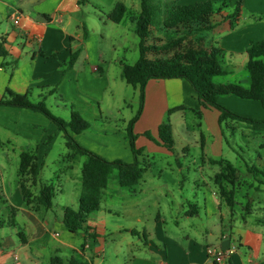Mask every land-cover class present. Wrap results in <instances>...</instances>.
<instances>
[{
	"label": "crops",
	"instance_id": "0c3cea01",
	"mask_svg": "<svg viewBox=\"0 0 264 264\" xmlns=\"http://www.w3.org/2000/svg\"><path fill=\"white\" fill-rule=\"evenodd\" d=\"M204 1L224 0H160L157 7L165 12L160 19L166 18L173 4ZM225 1L233 5L239 0ZM118 3L126 13L116 24L108 15ZM243 5L244 17L236 27L227 22L207 34L209 44L226 51L233 68L234 59L245 68L248 47L264 39V20H249L250 14L264 16V0H243ZM11 13L19 14L21 26L13 25ZM140 13V0H0V32L7 52L0 56V101L11 91L34 104L44 100L58 108L69 107L70 115L73 107L91 124L89 130L74 135L81 146L109 161L133 163L126 128L138 110L126 120L124 106L134 101L117 96L126 83L121 55L130 50L120 28L136 34L132 18ZM73 54H78L74 66L64 69L61 64ZM54 86L58 93H49ZM145 93L143 113L134 127L136 147L143 150L139 163L144 177L138 186L126 188L114 171L100 210L82 223L77 215L87 159L77 165L81 155L69 149L51 159L57 126L33 110L0 106V264H16V260L53 264L56 259L62 264H217L209 258V248H236L219 264H264V227L232 219L213 182L220 167L210 159H227L219 110L206 104L183 79L151 80ZM234 98L219 102L235 103ZM178 107L184 110L169 115L174 138L176 125L189 133L187 118L196 116L199 121L193 127L206 140L197 147L201 157L192 160L183 145L184 159L176 158L174 166L169 156L175 154L160 142L158 129L169 111ZM150 131L156 132L158 143L146 138ZM24 152L34 154L38 162L33 199L44 186L51 187L50 209L28 206L23 199L19 167ZM174 169L175 177L166 178L165 171Z\"/></svg>",
	"mask_w": 264,
	"mask_h": 264
},
{
	"label": "trees",
	"instance_id": "16d2710c",
	"mask_svg": "<svg viewBox=\"0 0 264 264\" xmlns=\"http://www.w3.org/2000/svg\"><path fill=\"white\" fill-rule=\"evenodd\" d=\"M141 13L132 18L135 33L139 38V60L134 65L123 64L122 76L126 83L139 89V109L129 122L126 133L134 155V162L127 163L123 160L109 161L93 151L81 146L75 139L78 135L90 129L91 124L72 107L70 119L64 120L51 113L45 101L34 104L27 96L14 94L8 91L5 100L0 101V106L20 107L30 109L46 116L62 132L66 145L73 153L86 157L82 171V193L78 219L82 223L89 216L97 213L101 207V197L107 188L111 175L117 171V180L122 187L134 188L140 184L144 177V169L140 166L139 157L143 150L136 147L137 135L135 124L140 119L146 97V86L151 80L183 79L190 83L194 92L209 106L220 112L219 124L222 128L227 121L239 122L250 125L256 132H264V119L249 118L232 112L219 102L220 98L234 96L241 100L259 102L264 109V39L252 42L246 53L248 61L246 70L250 75V85L242 84H216L214 78L229 74L224 64L226 51L214 44H209L207 34L213 32L221 25L229 22L236 27L244 17L243 0L231 4L229 1H204L194 4H173L164 20L156 15L153 0H140ZM126 13V7L118 3L112 13L108 15L113 23H120ZM249 20L260 22L263 15L250 14ZM6 38L0 32V56L6 57ZM78 54H73L67 63H62L64 69L74 66ZM57 86L50 88L49 93L54 94ZM184 110L178 107L169 111L168 116ZM199 115V113H197ZM145 136L158 143L150 134ZM160 142L170 152L175 151L173 127L168 117L158 129ZM225 139V138H224ZM205 144L204 137L201 138ZM212 165L220 167L213 182L218 189L219 196L225 204L235 206V186L238 181V169L228 159H210ZM38 170L37 157L24 152L20 155L19 176L21 191L25 203L30 206L50 209L53 206V189L44 186L38 197L33 199L31 187L37 183ZM250 173L264 186V165L253 166ZM36 200V201H35ZM70 212V211H69ZM189 214H193L189 212ZM133 234H137L133 232ZM62 264L56 259L53 264ZM77 264V263H75ZM90 264V263H82Z\"/></svg>",
	"mask_w": 264,
	"mask_h": 264
},
{
	"label": "rangeland",
	"instance_id": "374dc122",
	"mask_svg": "<svg viewBox=\"0 0 264 264\" xmlns=\"http://www.w3.org/2000/svg\"><path fill=\"white\" fill-rule=\"evenodd\" d=\"M160 0H153V4H156V15L158 18H161L165 14L160 7H157V3ZM106 2V1H105ZM163 2V1H162ZM168 15V13H167ZM121 33L123 34L124 38L129 39L127 43L130 47V50L125 54H122V58H124L125 64L134 65L139 60V38L136 34H128L127 30L124 28H120ZM264 61V58H262ZM226 63L224 64L225 68L228 69L229 74L223 77H216L214 78V82L216 84H242L245 87H248L250 84V75L246 70V67L240 66V60L234 59L233 63L236 65V68H233L231 65L230 58L226 59ZM125 90L118 91L117 96L122 95L125 98H129V100L134 101L132 104L131 102L127 101V104L124 106L123 115L126 120L136 113L138 110V100H139V92L135 90L134 87L124 84ZM58 91L56 92V94ZM235 103L230 101H225V107L230 109L232 112L249 118H256V119H264V109L260 105L259 102L254 101H247V100H239L238 98H234ZM42 101V100H41ZM39 101V102H41ZM38 102V103H39ZM37 104V103H36ZM47 108L57 117L62 118L64 120L70 119V108L67 109L60 107L58 108L54 102L45 103ZM131 105L134 106L131 107ZM223 105V104H222ZM261 111L262 117H258ZM79 113V112H78ZM169 116L166 115L163 122L167 120ZM123 118V117H121ZM198 118L196 116H189L187 118V124L190 127V132L187 133L183 126L180 125V129L176 125V137L175 139V156H169L173 165L175 166L176 158L182 156V146L184 145L189 149V160L193 158H200L201 154L197 150V147H201V138L200 132L198 131L199 128L196 125L193 127L194 124L198 123ZM176 122V120H175ZM121 123V122H119ZM177 124V123H176ZM187 126V125H186ZM224 129V158L230 160L234 166L238 169V181L235 186V206L233 208L228 207L225 202L223 201V208L226 210L230 216L232 213L231 218L235 221H239L241 223H249L252 226L256 227H264V186L259 183V180L254 177L253 174L250 173V169L253 166L262 167L264 165V132L258 133L256 132L250 125L239 123V122H232L227 121L223 125ZM150 131V136L153 139H156V132ZM186 132V133H185ZM174 133V132H173ZM195 134L198 135L195 137ZM188 135V136H187ZM147 138V137H146ZM206 140V135L204 136ZM149 140V139H148ZM183 146V147H184ZM177 149V152H176ZM68 148L66 147V140L59 131V136L55 141L53 146V152L51 153V159L57 157L58 155L62 154L65 155L68 152ZM70 153V152H69ZM178 153V154H176ZM159 158L166 157L164 155H158ZM86 160L85 157L81 156L80 159H77L76 164L79 165L80 162ZM157 161H162L157 158ZM199 161H201L199 159ZM68 164V161L65 165ZM49 171L46 170L45 173ZM117 173V171H115ZM178 173L177 169L174 170H166L165 177L166 178H174ZM205 216H203V219ZM116 219V218H114ZM206 220V219H205ZM202 222H199L201 224ZM214 224H217V220L214 221L210 227L214 228ZM205 225V224H204Z\"/></svg>",
	"mask_w": 264,
	"mask_h": 264
},
{
	"label": "built area",
	"instance_id": "2783aa9c",
	"mask_svg": "<svg viewBox=\"0 0 264 264\" xmlns=\"http://www.w3.org/2000/svg\"><path fill=\"white\" fill-rule=\"evenodd\" d=\"M9 18L11 19L15 27L21 26V19L18 13H11ZM37 41L41 42V38H38ZM235 252H236V248H232L227 251L214 250L212 248H209L207 250V254L209 258L217 264L222 263L225 260L229 259ZM2 254H3V249L0 248V255ZM16 264H20L18 260H16Z\"/></svg>",
	"mask_w": 264,
	"mask_h": 264
}]
</instances>
